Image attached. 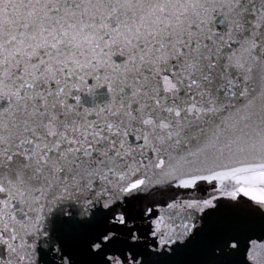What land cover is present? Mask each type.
Here are the masks:
<instances>
[{"label":"snow or ice","instance_id":"6c2138e0","mask_svg":"<svg viewBox=\"0 0 264 264\" xmlns=\"http://www.w3.org/2000/svg\"><path fill=\"white\" fill-rule=\"evenodd\" d=\"M0 264H264V0H0Z\"/></svg>","mask_w":264,"mask_h":264}]
</instances>
